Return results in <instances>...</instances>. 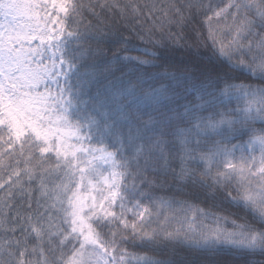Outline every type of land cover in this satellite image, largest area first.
Segmentation results:
<instances>
[{"label":"snow or ice","instance_id":"obj_1","mask_svg":"<svg viewBox=\"0 0 264 264\" xmlns=\"http://www.w3.org/2000/svg\"><path fill=\"white\" fill-rule=\"evenodd\" d=\"M0 264H264V0H0Z\"/></svg>","mask_w":264,"mask_h":264},{"label":"trees","instance_id":"obj_2","mask_svg":"<svg viewBox=\"0 0 264 264\" xmlns=\"http://www.w3.org/2000/svg\"><path fill=\"white\" fill-rule=\"evenodd\" d=\"M193 29H196L200 32H203L204 31V27L202 26V23H201V18L200 17H196L195 19H193L190 23H188L187 25V28L185 29V32L186 34H191V35H194L193 33ZM173 31H175V29H173ZM191 38L189 40V43H191ZM105 58H101V61H100V64H101V70H100V76H99V86L100 87H103L104 83H106V80H105V74L103 72V61H104ZM175 59L177 61H180V60H183L185 59L183 56H180V55H177L175 57ZM115 75L116 76H119L120 73L119 72H115ZM108 79H112L111 76H108ZM203 207V206H202Z\"/></svg>","mask_w":264,"mask_h":264}]
</instances>
